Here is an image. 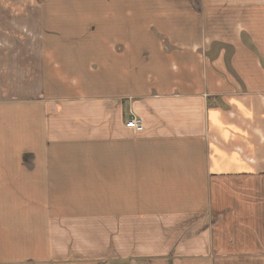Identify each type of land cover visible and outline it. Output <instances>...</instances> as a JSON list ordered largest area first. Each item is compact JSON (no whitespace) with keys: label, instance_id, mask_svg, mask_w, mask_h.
<instances>
[{"label":"crops","instance_id":"0c3cea01","mask_svg":"<svg viewBox=\"0 0 264 264\" xmlns=\"http://www.w3.org/2000/svg\"><path fill=\"white\" fill-rule=\"evenodd\" d=\"M0 264H264V0H0Z\"/></svg>","mask_w":264,"mask_h":264},{"label":"built area","instance_id":"2783aa9c","mask_svg":"<svg viewBox=\"0 0 264 264\" xmlns=\"http://www.w3.org/2000/svg\"><path fill=\"white\" fill-rule=\"evenodd\" d=\"M127 127L132 128L134 130L142 129V122L137 117H131L125 124Z\"/></svg>","mask_w":264,"mask_h":264}]
</instances>
